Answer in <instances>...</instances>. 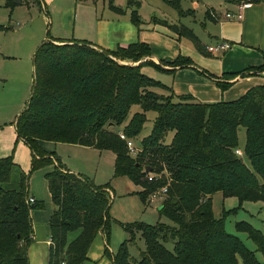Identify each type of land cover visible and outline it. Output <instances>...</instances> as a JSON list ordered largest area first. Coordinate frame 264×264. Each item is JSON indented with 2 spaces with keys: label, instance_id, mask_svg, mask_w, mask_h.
<instances>
[{
  "label": "trees",
  "instance_id": "trees-1",
  "mask_svg": "<svg viewBox=\"0 0 264 264\" xmlns=\"http://www.w3.org/2000/svg\"><path fill=\"white\" fill-rule=\"evenodd\" d=\"M179 14L180 0H167ZM22 0H6L13 9ZM39 6V0H34ZM108 7L122 13L125 7L107 0ZM140 0H128L131 20L140 21ZM215 8L205 16L217 20ZM161 22L168 24L164 19ZM191 39L200 51H209L191 27L168 24ZM9 26L0 24V29ZM146 42L135 41L116 49L96 48L84 40L42 41L33 54L32 89L25 107L17 114V137L30 148V170L52 162L45 173L54 208L49 217L47 264H81L96 235L103 231V253L113 264H260L255 251L235 234L225 230L223 217L212 209V194L235 195L242 200H264V82L249 87L231 100L196 101L190 94L158 92L166 87L141 70L144 64L165 69L150 59ZM138 61L137 63L124 60ZM141 59V60H140ZM179 54L172 65L191 63ZM258 70L264 69V63ZM226 84V83H222ZM139 109L132 111V106ZM155 115L148 134L139 136L147 112ZM245 127V142L239 146L238 127ZM135 143L131 151L126 139ZM168 132L170 138L165 141ZM77 143L114 153V176L126 175L141 189L147 201L156 188L166 185L159 211L176 222L175 227L143 221H118L128 232L115 252H110L112 220L107 195L109 182L95 184L86 175L62 165L54 151L42 141ZM242 149L250 165L235 152ZM52 154V156H51ZM160 176L148 180V171ZM29 170V172H30ZM16 173V185L12 181ZM29 173L12 154L0 156V264H29L28 247L33 241L30 209L40 201L28 202ZM236 227L248 233L264 259V233L248 222ZM79 230L69 238L71 231ZM140 232L145 241L138 259H131L127 244ZM170 246H168V244Z\"/></svg>",
  "mask_w": 264,
  "mask_h": 264
},
{
  "label": "crops",
  "instance_id": "crops-1",
  "mask_svg": "<svg viewBox=\"0 0 264 264\" xmlns=\"http://www.w3.org/2000/svg\"><path fill=\"white\" fill-rule=\"evenodd\" d=\"M22 1L11 11L15 8L30 9L38 5L34 0ZM239 1L241 0H220L218 4H221L223 9L235 10ZM245 1L241 19L224 20L219 15V19L214 21L204 15L200 21L203 31L202 33L196 32V34L203 44L208 45L218 41L230 43V46L221 52L200 51L198 48H196L197 50L187 48L182 51V35L161 26L164 29L162 30L157 23L143 22L141 18L138 23H135L128 13L130 8H127L124 13H115L108 7L107 0H39V8L43 10L42 13H38L42 16L41 22L31 34V36L33 35L31 38L34 40V49L46 39L55 42L84 40L96 48L105 49H116L119 45L126 46L131 42L143 41L149 45L151 53L142 59H150L165 68L161 69L153 64L141 66L142 72L166 85V87H154L156 91L166 95L172 93L174 99H177L179 94H190L194 100L202 102L231 100L243 94L249 87L264 82V69H256L264 63V0ZM212 7L218 10V7ZM178 21V23H182L180 20ZM16 25H20V23L11 21L7 30L14 29ZM188 27L190 26L188 25ZM4 30L6 29H0V32H4ZM179 54L190 57L192 62L185 65L170 64ZM147 67L148 70H146ZM15 118L11 122L13 128L8 131L10 142L8 146L0 147V156L9 155L13 138L15 142L13 160L21 169L25 170L29 165L28 158L31 165V152L28 145L17 137L14 126ZM41 143L47 151H52V153L54 147L59 144H72L97 151L99 154L108 151L93 146L61 141L45 140ZM20 150L22 154L19 152ZM25 155H28V158ZM51 167L49 170L53 169ZM67 168L71 172L84 175L81 170L74 171L75 169L72 167ZM45 181L47 185V179ZM136 185L140 188L133 189L130 191L131 193H128L139 197L137 191L141 189V186ZM29 186L28 176V196H33L37 200L35 191L30 190ZM112 187L111 185L109 188L107 187L110 193ZM139 200V203L135 204L140 208L145 207L146 202L150 203L143 202L140 197ZM37 201L42 202L41 199ZM33 208L30 209L33 241L28 247V260L29 264H47L50 229L46 231L47 234L39 231L37 211H32ZM53 208L54 204L51 200L49 216L46 218L47 224Z\"/></svg>",
  "mask_w": 264,
  "mask_h": 264
},
{
  "label": "rangeland",
  "instance_id": "rangeland-1",
  "mask_svg": "<svg viewBox=\"0 0 264 264\" xmlns=\"http://www.w3.org/2000/svg\"><path fill=\"white\" fill-rule=\"evenodd\" d=\"M32 1V0H28ZM128 0H115V3L130 8V17L132 8L126 7ZM220 0H180V6L183 10H191L184 14L172 6L167 0H140L137 6V12L143 22L157 23L160 28L166 27L171 31H175L170 24L182 22L192 27L196 33H202L201 20L206 13L207 6H216L223 10ZM6 0H0V24L10 25L11 21L19 22L14 29H6L0 32V147L8 146V131L13 128L12 120L25 107L26 101L30 96L33 79V54L35 51L34 40L31 34L41 22L42 9L38 5L30 9L15 8L11 9L5 4ZM113 11V10H112ZM115 12V11H113ZM122 12V13H124ZM117 13V12H115ZM180 18V19H179ZM164 19L168 24L160 21ZM162 26V27H161ZM19 28V29H18ZM18 29V30H15ZM47 29V28H46ZM197 50L193 41L181 36V50L185 51ZM148 56V55H147ZM146 58V55L144 56ZM141 60V59H140ZM127 62H138L133 60H124ZM145 69V68H144ZM148 70V67L146 68ZM143 71V70H142ZM139 109V105L132 106V111ZM155 111L147 112V120L144 122L143 128L139 136L149 133ZM168 132L165 141L170 138ZM239 146L242 148L245 142V127H238ZM12 146L9 154H13L15 146L12 138ZM49 145V144H48ZM53 146V144H52ZM46 148V147H45ZM54 154L62 165L72 167L74 171L81 172L91 179L95 184H101L109 181L111 185V193L106 190L108 199L110 200V215L114 218L111 224L110 238L107 248L110 252H115L120 243L126 239L129 234L118 222L143 221L149 224H163L171 227L176 226V222L161 213L158 209L160 202L145 203V207H137L135 203H139V197L132 196L128 192L140 187L132 182L126 175L114 176V153L112 151H103L100 154L97 151L81 148L72 144H59L54 147ZM22 154V151H19ZM28 158V155H25ZM243 160L250 165L248 158L241 155ZM28 167L25 172L29 173V189L35 191L37 200H42L41 205L33 208L36 212V218L39 224V231L47 234L49 226L46 223L51 208V200L46 185L45 173L49 170L53 163L49 162L30 170V159L28 158ZM51 167V168H52ZM77 169V170H76ZM30 170V172H29ZM17 175L14 173L12 181L6 185L13 187L16 185ZM131 193V192H130ZM212 209L216 217H223L225 230L229 233L237 235L242 242L251 250L255 251L260 264H264L261 252L256 248L255 242L249 237L248 233L236 227L237 221L248 222L264 233V200H242L240 201L235 195L224 196L221 191L212 194ZM33 220H36L33 218ZM79 230L69 232L68 237L73 238ZM49 234V233H48ZM103 231H100L91 243L88 257L81 264H113L110 257L103 253L105 244ZM170 246L169 243H167ZM128 254L131 259H138L141 250L145 249V241L140 232H135L133 241L127 244ZM240 264H243L240 259Z\"/></svg>",
  "mask_w": 264,
  "mask_h": 264
},
{
  "label": "built area",
  "instance_id": "built-area-1",
  "mask_svg": "<svg viewBox=\"0 0 264 264\" xmlns=\"http://www.w3.org/2000/svg\"><path fill=\"white\" fill-rule=\"evenodd\" d=\"M245 4H246V1L241 0V1L237 2V6H236L235 10L223 9V11H220L219 9L218 10L214 9L215 12H213V14H216L217 20L219 19V15L221 17H223L222 19H224V20H238V19H241L243 16V7L245 6ZM229 46H230V43L227 41H218L216 43L206 45V48L210 51H213V52H221V51L227 49ZM119 136L123 139H126L125 138L126 136H125L123 131H119ZM126 145L131 151H134L136 148L134 141H132L131 139H126ZM235 152L239 155H242V149L240 147L236 148ZM159 176L160 175L158 173H152V172L148 171L147 179L148 180H154ZM166 190H167L166 185H162V186L154 189L148 195L147 201L150 203L160 202L161 199L163 198ZM27 201L33 202V201H35V198L33 196L29 195L27 197ZM49 243H50V239H49Z\"/></svg>",
  "mask_w": 264,
  "mask_h": 264
},
{
  "label": "water",
  "instance_id": "water-1",
  "mask_svg": "<svg viewBox=\"0 0 264 264\" xmlns=\"http://www.w3.org/2000/svg\"><path fill=\"white\" fill-rule=\"evenodd\" d=\"M145 170H146V171H150V170H151V167H150L149 165H147V166L145 167ZM158 208H160V206H158Z\"/></svg>",
  "mask_w": 264,
  "mask_h": 264
}]
</instances>
